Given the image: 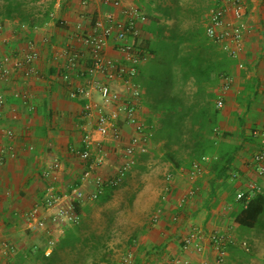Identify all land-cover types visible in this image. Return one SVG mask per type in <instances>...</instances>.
I'll use <instances>...</instances> for the list:
<instances>
[{
    "label": "crops",
    "instance_id": "crops-1",
    "mask_svg": "<svg viewBox=\"0 0 264 264\" xmlns=\"http://www.w3.org/2000/svg\"><path fill=\"white\" fill-rule=\"evenodd\" d=\"M205 1L207 5L212 3L211 0ZM140 2L92 0L87 5H82L81 0H60L59 4L56 0H37L36 8H30L23 2V9L31 14L28 20L6 17L0 11V52L22 56L30 40L36 42L39 51V56L33 63L34 74L29 79L18 72L11 80L0 81V95L5 99V103L0 105V148H7L11 143L13 146L6 151L5 162L0 167V242L8 241L17 250L14 255H0V264H40L41 258L38 256L43 254L47 240L51 237L58 243L65 230L71 227L67 221L55 224L52 230H49L50 226L36 228L29 224L27 214L43 198L47 184L54 186L55 193L59 195V204L46 212L42 211V216L48 217L60 206L74 208L77 203L83 208L90 203L89 199L75 200L73 193L78 190L86 197L96 187L94 173L84 175L92 160L85 162L71 151L72 148L82 149L84 132L91 131L93 139L100 141L106 151L104 162L97 169L99 174L114 175L124 161V148L134 135V127L120 121L119 140L111 135L100 136L94 130L97 112L93 111L86 117L83 112L84 100L71 99L59 75L65 62L63 50L70 45L83 49L75 36L77 24H83L88 29L91 24L104 20L109 15L122 19V10L129 5L143 11L138 5ZM243 4L247 27L240 60L244 62L245 68L239 69L234 61L229 66L227 73L233 77V82L224 95V107L219 110L217 125L227 134L223 140L238 147L231 173L238 174L237 179L245 183L258 182L264 190V178H257L251 169V158L258 148V138L253 132L264 128V0H243ZM207 12L202 13L203 27ZM231 15L232 10L228 9L227 16L230 18ZM149 21L148 18V23ZM22 24L27 26L25 30L22 29ZM147 26L141 40L147 39L144 36L149 33ZM106 53L110 57L117 55L112 43L107 46ZM220 85L221 78L214 88L217 93ZM9 126L14 130L11 142L1 131L3 127ZM29 146H33L34 150L29 151ZM54 160L61 163L60 169L54 172L52 178L44 179L43 171ZM207 171L205 176L209 180V199L203 196L202 189L205 187L201 186V181L206 178L203 177L195 182L198 185L195 197L189 198L181 208H174V198L160 208L159 219L154 228L145 232V248L138 256L140 264H152L154 258L151 255L157 257L153 264L160 261L161 254H167L168 257L181 256L180 239L192 228L200 229L204 234L213 228L226 230L228 233H231V228L233 231L241 230L233 221L235 210L229 213V221H226L225 226L215 227V210L210 206L215 203L213 199H217L219 191L224 189L218 187V184H222L219 181L213 192L209 166ZM176 173L181 175L177 170ZM176 176L172 184L173 197L187 193L189 185L181 183ZM228 202L229 200L222 204L221 213L230 207ZM81 211L75 212L81 217ZM174 213L178 215L177 222L171 220ZM250 233L252 236L257 231L252 230ZM236 249L235 246L228 247V257L235 256ZM131 253L134 261L137 255ZM189 257L193 264H217L216 252L208 247L203 253H191ZM238 262L234 264H239Z\"/></svg>",
    "mask_w": 264,
    "mask_h": 264
},
{
    "label": "built area",
    "instance_id": "built-area-1",
    "mask_svg": "<svg viewBox=\"0 0 264 264\" xmlns=\"http://www.w3.org/2000/svg\"><path fill=\"white\" fill-rule=\"evenodd\" d=\"M57 4L60 0H56ZM92 0H81L82 5H87ZM108 2L109 0H105ZM228 9L232 10V17L227 16ZM123 18L118 19L112 15L104 20H98L85 29L83 24H77L75 33L83 49L79 50L73 45L63 50L62 57L65 62L60 72V78L68 89L71 99L84 100L83 112L86 117L93 111L97 112L94 123V130L105 137L111 135L115 139L121 138V126L119 122L130 124L134 127V135L124 148V161L112 176H103L97 169L104 162L106 151L100 141L94 140L91 131H86L82 137V149L72 148L71 151L83 161L88 162V169L84 175L94 173L95 190L86 197L82 192L74 190L75 200H96L103 193L105 187L116 188L120 186L127 173L136 163V157L146 154L151 143V132L145 121L140 119L139 113L143 108V89L136 81L139 67L145 63L148 54L140 45L141 35L147 24V15L135 7L129 5L122 10ZM245 8L243 0H214V6L206 14L205 35L217 43L220 49L236 63L239 69H244V62L240 56L244 51V32L246 30ZM27 26L22 24V29ZM112 43L117 55L110 57L106 53V48ZM39 51L36 42L30 40L27 50L22 56H14L0 52V81H9L18 72H22L24 78L29 79L34 74L33 63L38 58ZM233 82L230 74L221 76V85L214 100L215 108L221 110L224 107V95ZM5 103V99L0 95V105ZM1 125V115H0ZM2 134L11 142L14 138L12 127H3ZM216 136H221L219 127L214 129ZM253 135L258 138V148L251 158L252 173L257 178H264V128L255 130ZM6 147V146H5ZM0 148V167L5 162V153L12 149V143L7 148ZM29 151L34 147L29 146ZM216 155H203L198 160L191 163L188 168H180L178 172L187 175L191 183L203 178L208 173V166ZM61 163L54 160L44 171L43 178L50 179L54 172L59 170ZM234 174L233 177H238ZM175 175L167 173L165 180L167 186L163 189L161 199L168 202L173 197V179ZM262 187L258 182L250 181L244 183L242 188L236 193V199L245 197L248 200L256 191H261ZM198 190V186L191 185L187 193L177 197L175 209L181 208L186 201L193 197ZM248 194L245 195V193ZM59 195L55 193L52 184L45 187L43 198L36 203L27 214L28 222L36 228L50 226L67 221L70 225L80 222V216L73 207L65 208L60 206L48 217L42 216V211H47L58 207ZM159 215L153 217V222H157ZM173 222H177L178 215L173 214ZM48 230V229H47ZM225 242L235 243L236 240L231 233L226 230H211L207 234L197 228H192L180 239V250L182 255L174 257L170 264H193L189 255L191 253H203L208 247L216 252L215 262L222 264L227 255ZM240 244L246 251L249 247L245 241ZM54 238H49L46 242L44 255L48 256L52 248L56 245ZM16 248L8 241L0 242V255H14ZM125 263H131L133 254L127 253L123 259Z\"/></svg>",
    "mask_w": 264,
    "mask_h": 264
},
{
    "label": "trees",
    "instance_id": "trees-1",
    "mask_svg": "<svg viewBox=\"0 0 264 264\" xmlns=\"http://www.w3.org/2000/svg\"><path fill=\"white\" fill-rule=\"evenodd\" d=\"M203 1L195 0L194 4H182L181 0H171L169 4L165 0L150 1L156 3L158 14L150 16L147 31L153 39L148 42L149 49L142 48L148 56L146 63L139 67L136 81L143 89V106L150 112L145 124L151 132V142L162 144L161 159L175 168H188L203 155H216L209 164L214 192L217 182L233 177L231 165L238 149L223 140L226 133L216 136L214 132L218 127L219 113L214 105L218 94L214 88L221 76L228 74L233 60L205 35ZM211 1L208 9L214 6V0ZM23 6L20 0H0V11L6 17L28 20L31 14L26 13ZM162 19L173 21V24H164ZM187 20L190 23L184 26ZM113 189L105 187L98 200L108 201ZM235 204L233 221L243 232L264 228L263 188L248 200L243 197ZM74 209L78 213L81 210L88 212L89 206L81 208L75 203ZM80 222L65 230L48 256L44 251L38 256L40 264H67L70 256H75L70 264L109 262L111 251L107 248V227L97 233L79 227ZM237 242H225L226 253L230 246L246 251ZM132 264L140 262L137 259Z\"/></svg>",
    "mask_w": 264,
    "mask_h": 264
},
{
    "label": "rangeland",
    "instance_id": "rangeland-1",
    "mask_svg": "<svg viewBox=\"0 0 264 264\" xmlns=\"http://www.w3.org/2000/svg\"><path fill=\"white\" fill-rule=\"evenodd\" d=\"M140 1L141 5H138L143 10V12L147 14L149 20L151 19L150 16L153 13L158 14V12L155 10L156 3L152 4L150 1L145 0ZM181 1L182 4H194L195 2V0ZM22 2H25V4L30 8L37 7V0H22ZM165 2L169 4L171 3V0H165ZM203 2L205 7V11L203 13H206L209 10L207 8L208 5L206 1ZM161 22L164 24H173V21L171 22L163 19ZM189 23L190 22L187 20L184 23V26H187ZM144 36H146L147 39H140L141 46H145L147 49H149L148 42L153 39V36L150 33L144 34ZM149 115L150 112L145 106H143L141 112L139 113L140 119L142 121H146ZM222 133L224 132L221 130V134ZM161 146V143H155L152 141L149 151L145 155H139L136 157L135 165L127 173L122 184L113 189L112 196L108 201L101 202L98 199L93 201L90 200V203L87 204V206H89V211H81V222L78 225L79 227L84 226L88 231L95 230L97 233L105 231L106 227L108 230L107 232L109 240L107 243V248L111 251L109 262H100L98 264H132L133 260L131 263H125L122 260L123 257L129 252H133L135 255H137V258L135 259L136 261L138 256H140V254L143 252V248H145L143 243L145 232L147 229L151 230L152 227L154 228L156 222H153V217L156 214H159L158 212L160 208L162 209V207L167 204V202H163L161 199L163 189L167 186V182L165 180L166 174L171 172L176 176V170L178 172L180 168H187L185 166L175 168L169 162L163 161L161 159ZM178 174H181L176 176L180 181H182L181 183L184 182L189 184V190V187L192 184L187 175L181 172H178ZM237 178L239 177L231 176V178L224 180L222 184H218V187H222L224 190L219 191V194L217 193L218 195L216 196V200L212 198L215 203L211 204L210 206L213 210H215L213 213L214 217H216L215 227L220 228L225 226L226 221H229V213L235 210L237 189L243 186L245 183L244 181H240V179ZM174 180L175 177L173 182ZM195 182L193 185L198 186L195 184ZM201 182V186L205 187L202 189L203 196L205 195V198L209 199L207 195L209 193L207 190L209 187L207 184L209 182L208 177L204 178ZM195 195L193 197H195ZM177 197L174 196L172 198L177 201ZM228 200L230 206L228 207L229 209L227 208L226 211L221 213L222 204ZM175 204L176 202L173 206H175ZM224 216H226V218ZM212 230H218V228H213ZM230 230L231 234L235 239H237V241H246L249 251L246 252L237 248L234 251L235 256L230 258L227 255L223 263L234 264L235 262L239 261V264H264V228L255 229L254 231H257V233L252 235L254 238H251L252 236L250 235V231L249 234L243 232L242 230L239 231V229H234L233 231V228H231ZM161 255L160 261L157 262L158 264H170L172 262L171 260L174 258L171 255L168 257L167 254ZM153 256L154 255H151V258H154L153 260L151 259L152 264L155 263V260L157 259V257ZM70 257L71 258L68 257L67 264H70L71 259H73L75 256Z\"/></svg>",
    "mask_w": 264,
    "mask_h": 264
}]
</instances>
